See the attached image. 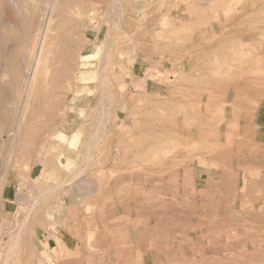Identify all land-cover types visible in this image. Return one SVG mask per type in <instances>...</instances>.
I'll list each match as a JSON object with an SVG mask.
<instances>
[{"label": "rangeland", "instance_id": "1", "mask_svg": "<svg viewBox=\"0 0 264 264\" xmlns=\"http://www.w3.org/2000/svg\"><path fill=\"white\" fill-rule=\"evenodd\" d=\"M42 1L0 0V264H264V0H65L18 126Z\"/></svg>", "mask_w": 264, "mask_h": 264}, {"label": "bare ground", "instance_id": "2", "mask_svg": "<svg viewBox=\"0 0 264 264\" xmlns=\"http://www.w3.org/2000/svg\"><path fill=\"white\" fill-rule=\"evenodd\" d=\"M42 1V0H41ZM44 1V0H43ZM42 1V2H43ZM49 1H51L50 3L48 2V4H46V3H44V4H46V6H45V8H44V10L42 11V16H41V19L37 22V24L39 23V25H38V27H37V29H35V30H33V31H30V29L28 30V31H26L25 32V35L26 36H30V35H32V34H34V37H35V39H34V41L32 40V41H30V39H29V41L27 40V37H26V39H22V38H20V36L16 39L17 41H19V45H20V49H24V52L26 53H29V57H30V59H29V61L27 62V66H29V68H31V71H30V75H29V78L28 79H26V80H24L25 81V86H24V90H23V92L21 93L22 94V97H23V99H24V111H22V112H24V113H22V115H20V120H18V118H17V120L16 121H18V123H17V125L19 126L20 124H22V121H23V119L25 120V117L28 115L27 113L28 112H26V109L29 107L28 105H29V100H30V98H32L31 96L32 95H34V93L40 88V85H41V87H42V84H43V82L42 81H44V75H46L47 74V72H48V69H49V64H48V61H49V58H50V55H51V52H52V45L54 44V42H55V39H57L56 38V35L55 34H53V31H54V24H53V21H54V17H56V13L57 12H60V14H62V13H65V14H67L68 15V17L70 16H72V17H76L77 15H79V13H75L74 11H70L69 10V8H68V4H66L67 2L65 1V0H49ZM25 2V4H26V1H24ZM23 2V3H24ZM31 2V1H30ZM30 2H28V4L30 3ZM37 2H39V1H37ZM17 3V2H16ZM15 3V4H16ZM32 3V2H31ZM44 4H42V5H44ZM17 6H18V4H16ZM20 5V4H19ZM30 5V4H29ZM36 5V4H35ZM30 7V6H29ZM37 7H38V5H37ZM36 7V8H37ZM26 8V7H25ZM39 9V8H38ZM72 9V8H71ZM25 11H27V9L25 10ZM29 11V10H28ZM28 11H27V13H28ZM32 11V10H31ZM30 11V12H31ZM34 12H31L30 14L31 15H28L27 16V22H29L28 23V27L29 28H32V26L30 25V21H31V19H33L34 20V18H36V16H35V11H37L38 12V10H36V9H34L33 10ZM39 13H41V10L39 9ZM37 15H38V13H36ZM46 15V16H45ZM39 17H40V14L38 15ZM38 17V18H39ZM58 17V16H57ZM59 18V17H58ZM57 18V19H58ZM88 18H89V20H92L93 19V15L91 16V15H89L88 16ZM7 19V18H6ZM11 19V18H10ZM57 19H55V20H57ZM9 19H7V21H8ZM46 20V21H45ZM6 21V20H5ZM10 21V20H9ZM17 22V21H16ZM60 22V21H59ZM64 23V22H63ZM62 23V24H63ZM11 24V23H10ZM17 24V23H16ZM75 26V25H74ZM73 27V26H72ZM34 28V27H33ZM56 29H58L57 27H55ZM7 31V30H6ZM5 31V32H6ZM59 31V30H58ZM54 32H56V31H54ZM5 34H7V33H5ZM11 34V33H10ZM80 34V33H79ZM81 35V34H80ZM9 36V35H8ZM11 37V36H10ZM17 37V36H16ZM69 37V36H68ZM24 38V37H23ZM70 39V38H69ZM78 40H79V38H78ZM18 45V44H17ZM19 45L17 46V47H19ZM74 47V46H73ZM76 47V46H75ZM92 47V46H91ZM72 48V47H71ZM73 49V48H72ZM107 49V48H106ZM74 52H75V48H74V50H73ZM66 53V52H65ZM64 53V54H65ZM69 53V52H68ZM69 54H71V53H69ZM97 55H98V51L97 50H91V51H87V52H85V53H78V55H76V65L75 66H77V70L78 71H90V70H92L93 68H95V60H96V58H97ZM24 57V56H23ZM69 57V56H68ZM6 62V61H5ZM11 62V61H10ZM15 62V61H14ZM28 68V67H27ZM26 68V69H27ZM29 71H27L26 70V73H28ZM18 73V72H17ZM29 74V73H28ZM2 76V75H1ZM14 77V76H13ZM23 78H25V77H22V79ZM86 80H89L88 78H86ZM13 81V80H12ZM23 81V80H22ZM105 80L101 77V79H100V82H99V84H101V86H102V93L104 92L103 91V89H105L106 88V81L104 82ZM14 82V81H13ZM8 83V82H7ZM94 87H91L90 89H89V92L87 93V95L86 96H91V95H93L94 93ZM21 92V91H20ZM20 94V95H21ZM23 105V104H22ZM64 108V107H63ZM64 111V109H62V112ZM61 112V113H62ZM20 113V112H19ZM64 114V113H63ZM19 115V114H18ZM67 114L65 113V116H66ZM234 119V118H233ZM63 121H68V117L66 116V117H64V120ZM63 124V123H62ZM96 127H97V125H96ZM96 130H98V129H96ZM49 136H51L52 138H55L56 140H58V141H63L64 140V138L66 137L65 135H66V132H65V130L63 129V130H57V132H55V133H49L48 134ZM74 135V134H73ZM65 136V137H64ZM72 137V136H71ZM96 137V135L95 134H93L92 136H91V140H93V138H95ZM74 137H72L71 139H73ZM70 139V140H71ZM75 139V138H74ZM73 139V140H74ZM73 140H71V141H73ZM90 140V141H91ZM71 141H68V142H70V144H71ZM89 141V142H90ZM55 143V142H54ZM69 144V143H68ZM69 144V145H70ZM91 144V143H90ZM89 145V144H88ZM91 145H89L88 147H90ZM42 148V147H41ZM60 150V149H59ZM88 155V154H87ZM88 156H90V154L88 155ZM88 156H86L88 159H90ZM87 158H85L86 160H87ZM84 159V161H86ZM89 161V160H88ZM90 162V161H89ZM88 164L87 163V161L86 162H84V164ZM85 166V165H84ZM84 168V167H83ZM257 173V172H256ZM258 176V175H257ZM255 177V176H254ZM53 188V191L55 190L54 188L55 187H52ZM51 191H52V189H51ZM50 192V191H49ZM241 206V205H240ZM241 207H243V206H241ZM20 229H21V227H19ZM16 233V232H15ZM17 233H19V232H17ZM13 237V236H12ZM20 239V238H19ZM19 239H18V237L16 236H14V238L12 239L13 241H12V243H11V241H10V243H11V245L12 246H14L15 244H16V246H17V244H18V246H19V243L17 242V241H19ZM56 241V240H55ZM17 242V243H16ZM10 245V247H12ZM9 247V248H10ZM55 247V246H54ZM15 248V247H14ZM13 248V249H14ZM53 248V247H52ZM51 248V249H52ZM13 249H11V250H13ZM49 257V256H48Z\"/></svg>", "mask_w": 264, "mask_h": 264}, {"label": "crops", "instance_id": "3", "mask_svg": "<svg viewBox=\"0 0 264 264\" xmlns=\"http://www.w3.org/2000/svg\"><path fill=\"white\" fill-rule=\"evenodd\" d=\"M62 251H63L62 253L66 255V253H68V252L71 253V252H73L74 250L71 249L69 246H64V247L62 248ZM64 259H68L67 256H65Z\"/></svg>", "mask_w": 264, "mask_h": 264}]
</instances>
